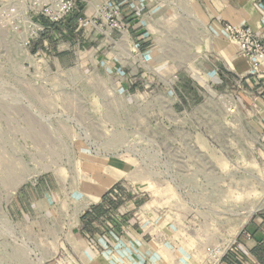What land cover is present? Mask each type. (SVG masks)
<instances>
[{"label":"rangeland","instance_id":"1","mask_svg":"<svg viewBox=\"0 0 264 264\" xmlns=\"http://www.w3.org/2000/svg\"><path fill=\"white\" fill-rule=\"evenodd\" d=\"M188 3L146 10L142 46L68 31L62 52L26 48L0 15V264H76L56 253L114 154L137 161L147 193L144 264L202 263L264 207V133Z\"/></svg>","mask_w":264,"mask_h":264},{"label":"crops","instance_id":"2","mask_svg":"<svg viewBox=\"0 0 264 264\" xmlns=\"http://www.w3.org/2000/svg\"><path fill=\"white\" fill-rule=\"evenodd\" d=\"M189 1L193 7L187 4L186 15L205 32L209 33L206 24L211 26L217 59L222 61L227 71L234 72L238 77L228 86L245 94L242 101L247 104L250 117L260 124L264 133V97L256 93L258 88L264 87V75L258 76L261 86L257 88L252 82V75L257 70L251 69L239 47L222 33L223 24L229 22L248 25L264 38V3L259 0ZM157 2L159 0H78L77 12L56 26L54 33L47 38L57 41L52 47L58 48V52L68 48L63 47L67 46L64 41L68 31H80L89 40L97 39L100 34L92 29L78 30L77 17L91 16L96 3H114L123 8L128 23V30L122 34H128L138 46H142V42H146V10ZM188 10L194 15L189 16ZM137 169V161L130 157L114 154L105 159L100 189L90 195V203L87 201V207L72 225L73 238L60 246L56 258H69L76 264H144L146 260H153L155 248L147 237L150 229H146L143 210L147 193L136 175ZM224 264H264V207L253 212L234 237L231 256L225 258Z\"/></svg>","mask_w":264,"mask_h":264},{"label":"built area","instance_id":"3","mask_svg":"<svg viewBox=\"0 0 264 264\" xmlns=\"http://www.w3.org/2000/svg\"><path fill=\"white\" fill-rule=\"evenodd\" d=\"M259 1L264 3V0ZM77 10L78 0H13L0 8V15L11 31L21 37L23 46L31 48L39 40L53 34L55 27ZM77 28L92 29L97 34L111 37L115 32H126L128 23L120 5L96 3L91 16L77 17ZM223 31L239 47L252 70L256 71L264 66V38L252 27L226 22L223 24ZM40 53L41 50L36 49V54ZM232 250L233 241L227 246H208L205 260L199 264H224Z\"/></svg>","mask_w":264,"mask_h":264},{"label":"bare ground","instance_id":"4","mask_svg":"<svg viewBox=\"0 0 264 264\" xmlns=\"http://www.w3.org/2000/svg\"><path fill=\"white\" fill-rule=\"evenodd\" d=\"M188 15L189 16H193L194 15V13H193V15H192V13H191V11H189L188 10ZM237 109H233V108H231V111H236ZM3 162V161H2ZM8 167V166H7ZM9 171V170H8ZM10 172V171H9ZM8 172V173H9ZM7 179H8V181L10 180V181H13V180H17L16 179V176L14 177V173L12 172V170H11V172H10V174L8 175V177H6ZM37 259V258H36ZM42 262H43V259H42Z\"/></svg>","mask_w":264,"mask_h":264}]
</instances>
